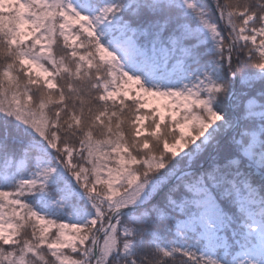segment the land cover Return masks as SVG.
<instances>
[{
  "label": "snow or ice",
  "instance_id": "6c2138e0",
  "mask_svg": "<svg viewBox=\"0 0 264 264\" xmlns=\"http://www.w3.org/2000/svg\"><path fill=\"white\" fill-rule=\"evenodd\" d=\"M0 264H264V0H0Z\"/></svg>",
  "mask_w": 264,
  "mask_h": 264
},
{
  "label": "rangeland",
  "instance_id": "374dc122",
  "mask_svg": "<svg viewBox=\"0 0 264 264\" xmlns=\"http://www.w3.org/2000/svg\"><path fill=\"white\" fill-rule=\"evenodd\" d=\"M146 103L149 107L156 105V104H161V100L158 98H154L151 96L146 97Z\"/></svg>",
  "mask_w": 264,
  "mask_h": 264
},
{
  "label": "trees",
  "instance_id": "16d2710c",
  "mask_svg": "<svg viewBox=\"0 0 264 264\" xmlns=\"http://www.w3.org/2000/svg\"><path fill=\"white\" fill-rule=\"evenodd\" d=\"M163 103V101H161V104ZM35 195H39V194H35ZM50 210V206L49 207H42L41 211H49Z\"/></svg>",
  "mask_w": 264,
  "mask_h": 264
}]
</instances>
